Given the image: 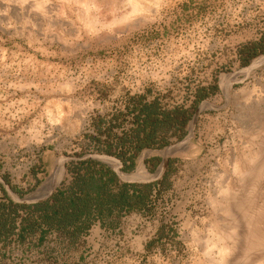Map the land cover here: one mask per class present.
<instances>
[{"label": "rangeland", "instance_id": "1", "mask_svg": "<svg viewBox=\"0 0 264 264\" xmlns=\"http://www.w3.org/2000/svg\"><path fill=\"white\" fill-rule=\"evenodd\" d=\"M131 3L159 7L100 27ZM139 101L190 119L125 172ZM86 157L118 184H150L143 207L79 236L15 239L0 264H216L209 241L224 264H264V0H0V181L45 196Z\"/></svg>", "mask_w": 264, "mask_h": 264}, {"label": "trees", "instance_id": "2", "mask_svg": "<svg viewBox=\"0 0 264 264\" xmlns=\"http://www.w3.org/2000/svg\"><path fill=\"white\" fill-rule=\"evenodd\" d=\"M259 49H262L261 44L243 48L240 52L242 62L248 63ZM210 90L214 92L215 88ZM204 91L205 88L197 92L198 101L206 97ZM136 104L137 129L129 138L122 139V143L127 142L133 149L132 156L123 160L125 172L132 171L134 158L142 150L161 149L167 144L164 134L160 133L183 130L190 119L187 110H161L155 101L150 104L139 101ZM123 156H119L120 159ZM150 162L156 168L159 159ZM76 165L80 167L74 168L72 181L57 189L45 201L32 205L18 204L5 195V200L0 202V246L10 244L15 239L22 240L36 231L79 236L88 231L94 222L112 215L118 217L130 213L136 207H143L148 199L143 189L150 188V184H118L116 175L97 161H79ZM82 169L84 173H81ZM106 175L108 179H105Z\"/></svg>", "mask_w": 264, "mask_h": 264}, {"label": "clouds", "instance_id": "3", "mask_svg": "<svg viewBox=\"0 0 264 264\" xmlns=\"http://www.w3.org/2000/svg\"><path fill=\"white\" fill-rule=\"evenodd\" d=\"M79 7L80 8H83L85 9V12H89V11H93V10H96V6L95 5H90V4H87V3H81L79 4ZM126 7H130L131 8V11H129L121 20L119 21H116V20H113L107 24H102L100 27L101 28H107L108 30H111V28L113 26H115L117 23H122L126 20H130L132 18H134L135 16H138V15H147L148 14V8L149 7H159L158 5H148V6H145V5H142V4H139V3H131L129 5H126ZM6 14V12H5ZM63 14V13H61ZM89 27L91 28L92 31H96L97 29L93 28L91 25H89ZM138 83V82H137ZM213 233L211 232V230L209 231V236H212ZM193 249H194V245L192 246ZM213 251H215L216 253V257L218 258L216 260V264H224V258L228 255V250L226 248H218L216 243H213L211 241L208 242V247L204 253V255H210L213 253Z\"/></svg>", "mask_w": 264, "mask_h": 264}, {"label": "water", "instance_id": "4", "mask_svg": "<svg viewBox=\"0 0 264 264\" xmlns=\"http://www.w3.org/2000/svg\"><path fill=\"white\" fill-rule=\"evenodd\" d=\"M95 158H83L80 160H74V161H86V160H92ZM116 176L118 177V172L116 173ZM151 181V180H150ZM0 183L2 184V187L4 188L5 192L7 193L8 197L14 202V203H18V204H25V205H32V204H36L42 201H45L47 199L50 198V196L53 194L52 192L55 190V188L53 189V191L49 192L48 194H46L45 196H36L34 198H29V199H19L18 197H16L13 192L2 182L0 181ZM140 182H135V181H131V182H124L123 184H139ZM142 183V182H141Z\"/></svg>", "mask_w": 264, "mask_h": 264}, {"label": "crops", "instance_id": "5", "mask_svg": "<svg viewBox=\"0 0 264 264\" xmlns=\"http://www.w3.org/2000/svg\"><path fill=\"white\" fill-rule=\"evenodd\" d=\"M55 187H57V186H55Z\"/></svg>", "mask_w": 264, "mask_h": 264}]
</instances>
